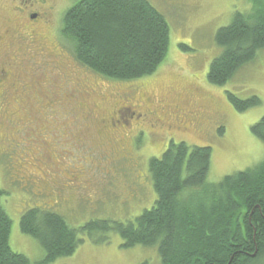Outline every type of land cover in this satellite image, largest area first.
Segmentation results:
<instances>
[{
    "label": "rangeland",
    "instance_id": "rangeland-1",
    "mask_svg": "<svg viewBox=\"0 0 264 264\" xmlns=\"http://www.w3.org/2000/svg\"><path fill=\"white\" fill-rule=\"evenodd\" d=\"M74 1L38 3L42 20L32 22L36 6L0 0V74L9 73L0 82L2 204L12 249L33 263L45 249L22 232L25 211L52 209L75 228L133 219L156 200L149 162L171 140L211 147L214 182L264 160V142L252 132L264 116V48L225 85L208 80L224 50L218 30L253 0H149L170 25V45L153 74L133 80L100 76L73 57L61 28ZM228 91L261 104L240 111ZM88 233L72 256L51 264H161L156 247L125 248L113 231L102 241Z\"/></svg>",
    "mask_w": 264,
    "mask_h": 264
},
{
    "label": "trees",
    "instance_id": "trees-1",
    "mask_svg": "<svg viewBox=\"0 0 264 264\" xmlns=\"http://www.w3.org/2000/svg\"><path fill=\"white\" fill-rule=\"evenodd\" d=\"M38 3L29 0L18 7L36 6L29 19L37 22L42 20ZM61 34L79 65L115 80L153 74L170 45V25L149 0H75L64 14ZM216 41L224 50L211 63L208 80L225 85L264 48V0H253L247 13L236 12ZM8 74L1 73L0 82ZM228 99L240 111L261 104L256 95L242 99L230 91ZM252 132L264 142V116ZM212 154L209 146L171 140L149 162L157 195L153 206L127 221L97 219L75 228L52 209L25 211L22 232L45 249L44 258L34 263L10 245L12 220L0 188V264H51L72 256L84 242L79 235L84 230L99 234L101 241L113 231L125 248L153 246L161 264H264V160L214 182L209 180Z\"/></svg>",
    "mask_w": 264,
    "mask_h": 264
},
{
    "label": "flooded vegetation",
    "instance_id": "flooded-vegetation-1",
    "mask_svg": "<svg viewBox=\"0 0 264 264\" xmlns=\"http://www.w3.org/2000/svg\"><path fill=\"white\" fill-rule=\"evenodd\" d=\"M22 1H23L24 3H26V2L29 1V0H22ZM34 1H36V3H38V2L41 1L40 3L42 4V3H43L44 1H46V0H34ZM47 1H48V0H47ZM47 1H46V2H47ZM49 2H50V1H49ZM53 3H54V1H53ZM33 5H34V4H33ZM38 14H39V13H38ZM34 15L37 16V14H33V16H34ZM36 16H35V17H36ZM3 73H6V72H5V71H2V74H3ZM120 113L122 114V111H120ZM121 116H122V115H121ZM119 122H120V120H119Z\"/></svg>",
    "mask_w": 264,
    "mask_h": 264
}]
</instances>
